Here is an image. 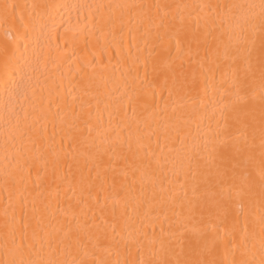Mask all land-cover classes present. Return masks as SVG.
<instances>
[{"label": "bare ground", "instance_id": "6f19581e", "mask_svg": "<svg viewBox=\"0 0 264 264\" xmlns=\"http://www.w3.org/2000/svg\"><path fill=\"white\" fill-rule=\"evenodd\" d=\"M232 5L255 6L258 49L261 0H0V264L13 258V241L26 251L34 244L36 255L34 217L59 227L60 210L69 208L86 221L93 239L87 254L57 253L61 259H175L170 249L179 251L176 237L185 230L197 249L193 259L260 264L259 126L254 140L248 133L255 145V221L247 197L241 209L235 196L230 162L232 139L245 130L225 107L236 100L229 83L248 69L240 28L229 18L242 9ZM24 24L30 29L27 52L17 61L6 59L3 45L14 46ZM217 36L240 52L235 61L219 56L213 80L208 65L203 73L200 65L205 41ZM181 65L187 82L178 88L172 77ZM255 87L259 94L258 74ZM246 109L259 115V95ZM129 142L152 154L155 171L143 178L129 172L127 180L121 174L113 183L109 155L116 162ZM216 147L223 156L213 161ZM111 148L116 154L103 156L107 170L90 163L95 153ZM65 152L77 157L79 167ZM193 227L195 235L187 231ZM242 239L246 247H240ZM204 244L211 256L199 252ZM46 252L45 245L40 255Z\"/></svg>", "mask_w": 264, "mask_h": 264}, {"label": "snow or ice", "instance_id": "6c2138e0", "mask_svg": "<svg viewBox=\"0 0 264 264\" xmlns=\"http://www.w3.org/2000/svg\"><path fill=\"white\" fill-rule=\"evenodd\" d=\"M7 5H5V21L7 20ZM248 10H243V5H232L231 8L242 9L238 16L232 17L231 12L229 18H234L237 23V27L240 28V33L238 34V40H240L244 45H246L247 55L245 57L248 63V69L243 77L234 73L231 82L229 83V94L231 90H235L236 100L228 105H225L229 111L237 113V121L241 128L245 131L238 133L232 139V147L235 149L234 155L231 157V171L233 176V189L235 191L236 198L241 201V209H243V199L247 197L249 202V215L252 216L255 221L257 217L252 212V202L255 197V180L251 173V168L254 163V143L249 142L248 133H251L252 140L255 139V133L257 126L260 130V156H261V167H260V210L258 216V222L261 226V235L264 237V0H261L260 5V36H259V47L257 49V38L255 34L256 19L257 16L251 11L254 5L247 6ZM29 25H23V31L19 33L18 40L14 46L5 43L3 45L2 54L6 59H11L17 61L22 58L29 48ZM210 35V33H209ZM232 37L229 36V41ZM20 41H23V51H20ZM206 51L203 60L201 61L200 70L203 73L205 71V63L208 65L207 71L213 74V80L215 77V72L219 70L218 58L222 54L225 59L230 56L235 61L240 52L239 47H233L230 43H225L221 37L217 36L213 38V42L209 43L207 40ZM180 42L177 41L179 47ZM10 47H14V51L9 52ZM258 51V56L256 57V62H253V53ZM19 53V56H17ZM259 79V94L257 93L255 87V81ZM227 73H225V77ZM173 84L178 88H182L186 85L187 77L183 71V65H181V70L179 74L173 72ZM193 83H195V70H193ZM223 83H228L225 79ZM259 95L260 111L259 115L254 110H247L246 106L249 101L255 102L257 96ZM91 131V129H89ZM243 136L244 144L241 147V137ZM69 141L75 142V138L69 135ZM224 144L223 141L220 142ZM227 145H225L226 147ZM116 154V149L111 148L105 149L104 151H98L90 158V163L94 164L97 168L101 164H105L103 156L106 153ZM210 154L211 159L214 161L217 156H223L220 153L219 147L213 148ZM71 157V159L80 165V161L71 152H65V158ZM119 162H122V167ZM59 163V158L57 159ZM112 165L113 172V183H115L121 174H123L125 180L129 177V172L132 177L136 176L138 172L143 178L150 172H154V162L153 156L150 152L145 153L141 147L139 151L134 150L132 143L129 142L127 150L121 149V151L116 155V162L113 161L112 155H109V161ZM85 165H89V161H85ZM105 170H107V165L105 164ZM91 172V166H89V173ZM99 174V173H98ZM83 179V178H82ZM135 186V180H133L132 188ZM37 211L34 209V212ZM62 220L58 221L59 227H52L50 224L46 223V217L43 215H37L34 217L35 225L33 226L32 239L39 242L40 248L36 255H33V250L35 245H29L27 251L23 243L15 245L13 241L14 248L9 251L13 253V258L3 262V264H87L84 259L76 260L75 258L61 259L58 257L63 256L65 253L71 255L75 250L79 252L86 249L88 243L92 242V236L87 231L86 221L81 222L79 217L71 211V209H61ZM30 227L29 223L25 221L23 228L25 230V235L27 236V230ZM195 235L197 233L196 228L188 229ZM43 232V236L40 233ZM179 245V251L175 249H170V251L176 257L175 259H142L140 264H237L236 261L229 262L227 259L221 261L215 258L211 259H193L191 254L196 252L197 249L193 246V240L191 237L185 234V230H181L180 234L176 237ZM45 245L47 246V252L45 255H40V253L45 252ZM247 240L242 239L240 247H246ZM94 246H98V241ZM163 246V245H162ZM262 246H264V241H262ZM212 248L207 244H204L202 248L199 249L201 254L207 253L209 256L212 255ZM183 257V258H181ZM101 264H107V262H101ZM239 264H251L249 260H240ZM260 264H264V259L260 261Z\"/></svg>", "mask_w": 264, "mask_h": 264}]
</instances>
